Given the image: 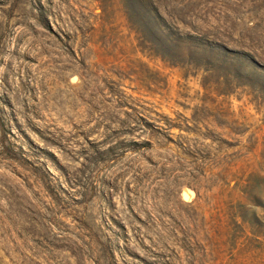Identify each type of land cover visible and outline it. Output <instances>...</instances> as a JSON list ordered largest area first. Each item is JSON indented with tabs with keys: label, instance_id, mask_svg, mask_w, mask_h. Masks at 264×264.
<instances>
[{
	"label": "rangeland",
	"instance_id": "obj_1",
	"mask_svg": "<svg viewBox=\"0 0 264 264\" xmlns=\"http://www.w3.org/2000/svg\"><path fill=\"white\" fill-rule=\"evenodd\" d=\"M0 264H264V0H0Z\"/></svg>",
	"mask_w": 264,
	"mask_h": 264
},
{
	"label": "trees",
	"instance_id": "obj_2",
	"mask_svg": "<svg viewBox=\"0 0 264 264\" xmlns=\"http://www.w3.org/2000/svg\"><path fill=\"white\" fill-rule=\"evenodd\" d=\"M178 42H179V44H178ZM165 43L167 44V45H165V47H164V49L165 50H167V54H166V52H165V54H164V56L167 58V57H170L169 55L170 54H168L169 52H170V49H171V51H176L177 50V48L178 47H180V41H179V39H177L176 37L174 38L173 36H172V34H169V36L166 38V40H165ZM186 47H188V50H187V48H186V51H188L189 53H190V51H192V50H194L195 48L192 46V43H190L189 41L187 42L186 41ZM184 50H185V48H184ZM203 52L206 50V51H208V52H214V50L216 51V50H218V51H220V52H222V53H224V56L225 57H227L229 54H230V51H227L225 48H223L222 46H220V45H218L217 43L216 44H214V45H211V44H209V43H205V45L203 46ZM169 51V52H168ZM166 55H168V56H166Z\"/></svg>",
	"mask_w": 264,
	"mask_h": 264
},
{
	"label": "bare ground",
	"instance_id": "obj_3",
	"mask_svg": "<svg viewBox=\"0 0 264 264\" xmlns=\"http://www.w3.org/2000/svg\"><path fill=\"white\" fill-rule=\"evenodd\" d=\"M192 195H193V193L190 190L184 189V191H183V197L186 200L190 199L192 197Z\"/></svg>",
	"mask_w": 264,
	"mask_h": 264
}]
</instances>
